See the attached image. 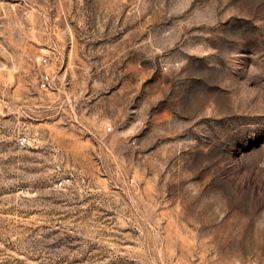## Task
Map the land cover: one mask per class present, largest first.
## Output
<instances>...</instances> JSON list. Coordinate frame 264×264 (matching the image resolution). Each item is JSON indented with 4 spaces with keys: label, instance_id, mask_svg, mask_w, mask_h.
I'll return each instance as SVG.
<instances>
[{
    "label": "rangeland",
    "instance_id": "1",
    "mask_svg": "<svg viewBox=\"0 0 264 264\" xmlns=\"http://www.w3.org/2000/svg\"><path fill=\"white\" fill-rule=\"evenodd\" d=\"M0 264H264V0H0Z\"/></svg>",
    "mask_w": 264,
    "mask_h": 264
},
{
    "label": "built area",
    "instance_id": "2",
    "mask_svg": "<svg viewBox=\"0 0 264 264\" xmlns=\"http://www.w3.org/2000/svg\"><path fill=\"white\" fill-rule=\"evenodd\" d=\"M34 60H35L36 63H38L40 65L49 64L50 60H51V55H50L48 47L41 46L39 48V51L36 54ZM50 82H51V75L49 73H44L41 76V81H40L41 88L42 89H48L50 87ZM20 143L24 144L25 143V139L24 138L20 139ZM63 184H64L63 180H60V181L57 182V186H62Z\"/></svg>",
    "mask_w": 264,
    "mask_h": 264
}]
</instances>
